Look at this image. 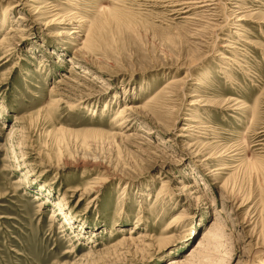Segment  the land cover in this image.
Returning <instances> with one entry per match:
<instances>
[{
    "label": "rangeland",
    "instance_id": "1",
    "mask_svg": "<svg viewBox=\"0 0 264 264\" xmlns=\"http://www.w3.org/2000/svg\"><path fill=\"white\" fill-rule=\"evenodd\" d=\"M2 106L0 264H264V0H0Z\"/></svg>",
    "mask_w": 264,
    "mask_h": 264
},
{
    "label": "bare ground",
    "instance_id": "2",
    "mask_svg": "<svg viewBox=\"0 0 264 264\" xmlns=\"http://www.w3.org/2000/svg\"><path fill=\"white\" fill-rule=\"evenodd\" d=\"M180 3V2H179ZM201 3H204V2H201ZM203 6V5H202ZM8 7L4 10V12H3V14H2V17H3V19L5 20L6 19V13H7V11H8ZM12 9V7H10V10ZM64 20V19H63ZM63 20L62 21H59L57 24H62V23H65V22H63ZM71 21H73V19H71L70 20V22ZM70 25H71V23H70ZM74 24H72L71 26H73ZM78 27H80V28H76L75 29V31H72L71 33H69L68 35H73V34H77L78 33V29H82L81 28V26H79L78 25ZM14 28V27H13ZM13 28H11V31L10 32H14L15 31V29H13ZM72 30V29H71ZM76 30H78V31H76ZM66 34V33H65ZM81 45H82V49L84 50L85 49V47H86V49H87V39H86V41H84V42H82L81 43ZM81 50V49H80ZM195 97H197V96H195ZM0 109H3V106H2V108L0 107ZM123 110H125V111H127V110H129V111H133V108H130V107H127V106H125V107H123ZM117 118H121V115L120 114H118L117 116H116ZM129 118V117H128ZM126 122H129L128 120L126 121ZM191 123H193V124H198L199 122L198 121H191ZM193 128H196V127H193ZM233 157V156H232ZM38 199V198H37ZM56 215H53V216H51L50 217V219H52V218H54ZM57 216H58V213H57ZM176 222V221H175ZM137 223V222H136ZM176 225V224H175ZM175 228V227H174ZM178 228V227H177ZM67 229H68V227H66V230H64L63 232H66L67 231ZM177 231V230H176ZM209 231H210V228H206L204 231H203V233L199 236V238L197 239V241H199L198 243H196V245H200V246H205V247H207L208 245V242H209V240H210V238H209V236H208V234H209ZM62 232V233H63ZM131 232H133L132 230H131ZM132 233H130V235H131ZM133 234H134V232H133ZM201 240V241H200ZM128 242H131V243H135V242H137V240L136 239H132V238H128V240H124V239H122L119 243H118V245L120 246H123V245H125L126 246V244L128 243ZM140 242V241H139ZM196 245H194L193 247H191L190 249H189V252H190V254H189V256L188 257H193L194 255H196V253H197V250H198V246H196ZM117 246V245H116ZM120 246V247H121ZM206 249V248H205ZM161 251H163L162 249H161ZM69 253H71V252H69V251H67L65 254H69ZM187 257V258H188ZM168 263L169 264H178V262L175 260V259H170L169 261H168Z\"/></svg>",
    "mask_w": 264,
    "mask_h": 264
}]
</instances>
